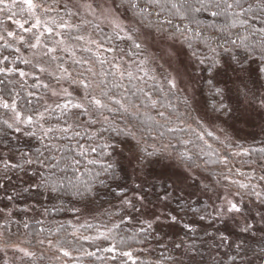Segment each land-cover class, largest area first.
<instances>
[{
  "label": "rangeland",
  "instance_id": "1",
  "mask_svg": "<svg viewBox=\"0 0 264 264\" xmlns=\"http://www.w3.org/2000/svg\"><path fill=\"white\" fill-rule=\"evenodd\" d=\"M7 2L9 3V0H7ZM82 4L94 5L95 9L84 8L81 6ZM115 5L121 4L118 0H49V3L44 5L47 7V12L45 13L42 8L37 11L36 15L40 16L42 21H55V25L49 23V26L54 27L55 32H61V35L54 36L55 39H65L66 45L70 49L75 48L77 45L81 46L79 41H76V43L72 45L71 39H68V34H70L69 31L62 32L58 27L61 22L67 21L71 26V30L76 31V35H83L86 39L95 40L98 44L102 45V48L97 51L95 44L90 45L85 43L83 47H90L92 49L91 52L87 53H97L101 58L106 59L111 64L114 62L113 58L115 57V62H117L118 67L122 70H130L134 74H137L134 75V78L135 76H139L141 79L137 80H140L144 87H148L153 83L159 85L162 83V76L167 75L170 71L176 70L180 72L181 88L177 92V98H173L174 101L171 105H168L167 108L158 105V110L164 111L166 114L169 109L172 110L173 123L171 126L176 128V130H180V127L183 126L181 122L188 120L189 117L187 113L191 112L192 116L201 118L203 129L211 131L213 137L224 140L225 145H227V147H225V145L218 143L217 139L207 136L200 126L193 123L192 127L196 128L197 132L204 134L205 138L201 141L197 139L195 133L183 132L184 134L181 137L182 145L180 144L182 149L186 150L190 156H196L195 158H197V154L199 153L194 166L191 168L188 167V164L181 165L178 159H172L163 162L157 161L149 169L144 171L138 170L136 160L132 158L127 147L123 144L127 138L124 136L117 137L112 131L113 126L121 128L130 126L129 121L131 119L124 114L113 112L116 114V117H108V121H111V124H109L108 121H104L103 116H96L95 121L98 122L90 124H88V122H83V124L81 123V128L91 126V132L105 129L108 132L107 134H111V138L106 134L107 136L105 137L104 144L116 145L115 149L112 148V151L115 152L112 156L118 161L122 169L126 187L129 192L113 210L115 211L114 213L121 215L119 213L120 211L122 213L121 217H123L124 221L133 229L138 231H140L141 227L146 229L147 234L151 237V245L144 249L146 250L145 252H140L144 259L154 258L155 261H159L161 264H200L199 260L203 262L205 260L204 264H217L216 256L222 257L224 248L228 247L227 243L231 244V242L235 240V237L249 239L251 242L256 238V240H258L257 242H259L262 233L264 234V231L258 230L248 233L241 231L246 220L249 223H254L256 229L261 227L260 215L262 211L257 208V206L253 205V200L256 201L264 196V110L257 111L250 109L242 97L239 99L237 98L236 88H239L240 85L237 83L233 86L231 80H235L237 75L240 74H233L231 70H229L227 77H231V80H227V83L232 91L228 94V99L225 100V103L231 104L233 107H238L240 115L234 114L232 118H229L221 113L213 112V107L218 104L220 97L214 96L213 91L209 89L207 78L210 73L200 70L201 68H206L207 65H198L192 60V52L187 49L183 38L179 36L177 38L175 48L180 52V55L177 56L172 53L171 49L156 39V37L159 36L158 32L149 36V29L144 25L139 29V36L135 37L134 35L137 42L142 45L141 49H136L133 47L132 41L117 39L116 29L113 28L110 20L114 17L121 27L128 30L137 28L139 21L125 7L122 5L116 7ZM0 7H2V5H0ZM19 7L23 6L21 5ZM19 7H14L13 10L17 12L16 16H20V18L14 16V20H12L13 24L11 23L12 25L9 27L5 26L4 30L8 29L19 32L15 23L16 20L23 23L24 20L27 19L29 23L25 24V27L30 26V24L34 22L33 18L26 11L20 13ZM0 13L5 14L8 13V11H0ZM43 26L42 23L41 29ZM94 29L104 30L105 32H109V34H113V41L117 40L120 43L118 49L111 52L103 51V48L110 47H105L103 42L97 38ZM4 34L6 35V32ZM20 34L27 36L25 33ZM119 34L121 36H126L128 33L120 32ZM6 41L7 38L3 40L4 43H6ZM7 42L10 43L9 41ZM13 43V48H20V51H15L16 54L13 57L14 61L32 59L33 62L36 63L38 60L43 61L48 59L47 57L40 56V52L46 51V49H38L34 52L32 49L24 50L22 46L15 43V40H13ZM169 43L171 42L169 41ZM73 51L74 57L65 53H60L64 58V66L67 67L70 72L74 70L72 66V64H75L72 63L73 59L82 60L81 57H84L82 55L83 50L82 52ZM136 54L142 57H137L140 68L137 67V61L135 62L136 68L130 63L132 60L136 59L134 58ZM212 55L213 54L209 55V57ZM83 59H85V57ZM141 61H144V63L141 64ZM59 63L60 61L58 60L51 62L50 65L43 66L48 69V72L56 76L67 75L68 73L63 74L57 68V64ZM77 65H79L80 68L77 67V72H75L76 75L79 72H84V76L88 80L93 78L92 73L85 72L84 70L87 67H94L93 65H95V62L92 64ZM248 65H250V78L246 81L247 86L253 91L264 93L260 80H257L255 72L257 69L256 64L249 63ZM13 67L14 69L28 72V76L23 78L26 84L31 86L48 85L46 88L48 91L47 98L44 101L43 110L41 111L44 113L45 118L48 116L47 118L49 119L54 115L62 114L64 111L70 110L72 112L74 110L71 109V106H68L67 109H63L54 105L55 103L58 104L60 101L64 102L61 98L67 95L63 91L65 87L62 85L63 83H61V80L57 83L48 73H40L36 69H32L31 66L23 63L17 68L15 66ZM93 70H95V68ZM16 75L20 77L18 72ZM117 75L119 76V72H117ZM243 75L247 76L249 74ZM37 76L39 80H33L34 77ZM150 77H155V79L153 80ZM127 78L125 74L123 79ZM217 79L225 80L226 77H217ZM218 86L224 87V84L221 83ZM67 89L69 94L76 92L75 94H77V97L80 96V98L82 92H84V89H79V86L76 88L75 92L69 90V87ZM53 91L57 94L53 95ZM163 96L166 97L165 94H163ZM184 99L188 100V105L182 103ZM74 101L77 103L82 102L81 99H76ZM45 108H47L48 111H45ZM145 111L141 110V113L143 114ZM151 111H153V115H155V110L152 109ZM86 118L93 120V117L89 115H86ZM157 119H159V117H157ZM132 123L136 125L133 121ZM160 125L168 129V124L163 121ZM33 128L35 130L39 129L38 126H34ZM151 136L154 135L152 134ZM156 136L159 137V135ZM169 140V138H158L153 142L150 137L142 146L151 151L154 147H164L169 143L172 144ZM185 141L190 142L185 144ZM208 145H211V147ZM121 151H123V155H121ZM165 151L172 152L169 148H165ZM207 152H209V158L212 159V163L214 164L211 168L206 166L207 169H200L199 166L201 164H199V160L202 156L206 155ZM237 152L241 154L236 155L235 153ZM245 152H247V155L244 154ZM108 155L109 154H106V156ZM173 155L175 154L173 153ZM225 156L227 157L226 166L225 164L219 163V160ZM215 163H217L216 167H214ZM207 171H209V173H207ZM224 176H227L228 179H224ZM240 184L248 185V187L241 189L239 187ZM169 185H172V187H169ZM205 185L207 186V191L204 190ZM166 192L171 193V196L167 200L159 199V197L165 195ZM257 192L260 193L259 197L255 195ZM248 198H251L249 200L250 203H248V205H243L241 200L248 201ZM229 199L239 204L242 208V213L232 214L230 217L226 211L227 200ZM124 200H132L138 207H141L142 204V211H131L130 208L124 205ZM201 203L204 205L202 210L199 208ZM188 209H196V212L188 211ZM107 211L108 208H101L96 212L95 210L94 212L90 210H81L79 211V217L76 219L75 225H79L80 221L84 222V224L91 223L101 218V214ZM110 212L112 213L113 211ZM218 212L223 214V218H216ZM9 213L11 214L10 211L7 213L0 212V217L5 218ZM162 214L176 215L178 218L182 217L183 221L186 220V224L194 229V233L198 232L199 236H194V239H192L191 236L188 237L184 231L182 232V223H180L179 220L172 227H169L166 222L159 227L153 225V229L151 230L147 229L146 223H141L154 216L162 217ZM201 215L205 216L203 221L200 220ZM3 221L4 219H2V222ZM201 234H204V236H201ZM82 235L84 234L76 232L75 237L78 239V237ZM221 237H224L223 241ZM78 240L83 241L82 239ZM102 240L103 239L97 240L100 242L96 241L100 247L102 245ZM237 243L231 247L237 249V252H233L231 256H223L219 264H264V261L253 256L251 250H248L247 253L242 247L238 249L236 247ZM177 244L183 246L178 248L176 247ZM134 252L133 250V253ZM0 253L3 257L6 256L5 259L12 264L21 257H14V254H19V252L13 247H9L8 251L5 252V249L1 246ZM115 255H117V253H115ZM66 263L67 262L64 260L62 264Z\"/></svg>",
  "mask_w": 264,
  "mask_h": 264
},
{
  "label": "trees",
  "instance_id": "2",
  "mask_svg": "<svg viewBox=\"0 0 264 264\" xmlns=\"http://www.w3.org/2000/svg\"><path fill=\"white\" fill-rule=\"evenodd\" d=\"M118 1L140 22L137 10L130 8L126 3V0ZM11 2L12 0H9V4H11ZM41 2L43 5H46L49 3V0H41ZM244 2L247 4L249 0H244ZM139 3L142 4L143 0H139ZM150 11H152V9H150ZM155 11H159V9H156ZM8 13H0V35L5 36V39L7 37L4 34L6 32L4 28L5 26H11L13 24L12 20H14V17L9 19V17L12 16V13ZM16 17L20 18V16ZM198 18L202 21L201 26H197L195 23H189L188 21H181L179 18L170 16L167 11H164L161 13L159 20L165 21L163 27L169 29V31H176V29L179 28V30L188 37L187 40L181 37L183 38L187 49L190 52L195 50L202 55L207 54L209 56L213 54L209 49L217 47L219 43H223L226 35L231 36L232 38H236L237 33L247 35L244 29L239 26L232 28L230 31L227 30L225 26L227 23H230V21H226L223 16L213 18L208 13L202 12L198 15ZM148 19L156 21L158 18L153 14ZM168 19L172 20V24L166 23ZM147 23V21L143 22L146 27ZM208 25H213V27H208ZM261 26L264 25H257V27ZM220 28H225V32H220L218 30ZM94 31L97 38L103 42L105 47H110L114 50L118 49L120 43L117 40L113 41V34H109V32H105L104 30L94 29ZM69 33V37L76 35V31L74 30L69 31ZM197 33L200 34L197 35ZM205 37H208V39L205 40ZM251 39H258V37H250V40ZM70 41L72 45L76 43V40L74 39H71ZM9 42L14 46L13 40ZM4 44L3 40L0 41V59L4 56H8L9 60H14L13 57L16 52L12 48L5 47ZM189 44L192 45L191 49L188 47ZM23 49L25 50L27 48L23 47ZM72 49L82 52L80 45H77ZM234 50L238 51L240 55H244L243 49ZM82 55L85 57V59H83L84 57H81L82 60L95 62L93 69L95 68L94 71L96 73H101L104 70H107L108 72L114 71V69L110 67L111 63L106 59L101 58L97 53L93 55V53L90 54L83 51ZM96 56H99L101 60L104 59L105 63L101 65L97 62ZM138 56L141 57V55L136 54V57L134 58L137 59ZM136 59L130 62L134 68H136V61L139 65V60ZM260 61L261 55L257 52L253 54V57L248 60L247 64L255 63L258 68L261 66ZM8 66L12 68L15 66L17 68L21 66V61L18 60L15 64H9ZM72 66L74 70H72L70 74L72 77H75V72H77L76 69L77 67L80 68V66L77 64H72ZM0 67H3V65H0ZM117 77L119 76L117 75ZM101 78L109 83L113 80L112 76L106 74L103 77L99 75L96 76L95 80L99 81ZM0 79L4 80V84H0V92H3L5 86H7L8 91L15 96L18 110H20L22 114L27 113L35 117L43 110V104L48 94V91L44 86L28 85L23 81V78L17 77V75L9 77L0 76ZM93 79L94 78L91 80ZM259 80L264 89V76ZM119 82L122 84V87L114 89L113 91L117 93H124L127 91L129 98L138 104L140 100L143 99V94L138 92L139 87H143L154 99L158 100V105L161 106L162 103V105L165 106L164 108H167L168 105H171L174 101V99H172L170 103L169 99L163 96L164 93L159 90L160 88L157 83L144 87L141 81L135 78L132 80H129L128 78L121 79ZM61 83H63L62 85L65 88L69 87V90L73 92H75L78 87L75 84H69V82L65 80H61ZM80 88L82 87H79V89ZM93 88L95 89L94 94H98L99 88H96L95 84H93ZM75 93L67 94L62 97L61 99H63L64 102L60 101L58 104H67L68 106H71V104L77 103L74 100H82L84 92H82L81 98L80 96L77 97V94ZM132 93H137V95L133 96ZM58 104L55 103L54 105ZM150 109L151 108H142L141 110H146L149 115H153V111ZM74 113V110L72 112L67 110L62 112V114L54 115L49 119L47 116L45 120L40 121L37 125L30 126L28 131L35 132V136H28L23 130L19 133L10 131L5 128L3 123H0V169L3 168L4 161L19 165V167L13 171L8 172L7 178L0 180V182L6 185L5 188H0V212H11V214L5 218L0 217V247L2 246L5 249V252L8 251L9 247H13L15 250L19 248L35 253L32 259L29 260L23 256L22 251L17 250L19 254H14V257H21L14 264H62L64 260L67 262L66 264H161L159 261H155L154 258H148L146 260L142 255V253L146 251L144 249L151 245V237L147 232H140L133 229L126 222H123L124 219L123 221L121 220L122 213L120 211L119 213L121 215L114 213L115 211L113 209L117 207V204L121 203L129 192L126 187L122 169L118 161L112 156L115 152L112 151V148L107 147L104 144L105 137L108 135V137L111 138V134H107L108 132L105 129H99L98 131L94 130L91 132V126L81 128V123L88 122V124H90V119H87L86 115L76 116ZM105 115L111 118L116 117V114L113 112H106ZM6 118L7 117L3 114V109H0V121ZM129 118L131 119V117ZM144 121V123H141L140 116H137L133 122L136 123L138 128L145 129V136L150 138L152 134L156 136L159 135V132H163L164 136L162 139L169 138V141L172 142V144H170L173 147L169 150L174 154L183 153L185 156H189L188 152L182 149L181 146V137L184 134L182 131L177 129L175 132H169L162 125L159 127H150L152 122L148 121L146 117H144ZM41 124H43L45 128L50 126L63 128L71 125L72 131H70L69 135L73 138L71 140L66 138L57 139L56 137L60 136L61 133L56 132L50 133L45 139L40 127ZM34 126H38L39 129L35 130L33 128ZM153 127H155L154 131L152 130ZM76 133H79V135H76ZM45 144L49 145L51 150L45 148ZM80 146H83V148L87 150V155L76 157L81 160V163L77 166V170L73 171L71 168H68L61 171L60 168L49 167V165H55V160H48L46 159L47 157L54 156L56 159H61L62 157H67L69 155L75 156V152L80 151ZM91 148H95V152L90 151ZM37 149L44 153V155L40 157L41 160L45 161L44 164L36 162V157L39 155ZM208 153L209 152L202 156L201 159L199 156V164H201L199 166L200 169H207L206 166L208 168L213 166L214 163H212V159L209 158L210 155ZM106 154L109 155L106 156ZM198 155L199 153L197 154V158ZM195 157L196 156L192 157L193 161L197 159ZM29 158L33 160L31 165L25 163ZM89 160L94 162L89 163ZM178 160L181 165L189 164V161ZM109 163L113 164L114 169L107 168ZM216 164L217 163H215L214 167L217 166ZM192 166H194V164ZM62 167L63 163H61V168ZM207 173H209V171H207ZM3 175V172L0 171V177ZM42 179L48 181L46 186L47 190L42 188L37 192L35 186L41 184ZM101 179L105 181V184L107 185L106 187L99 183ZM61 185L63 186L61 187ZM89 188L92 190L91 195L85 194L82 196L79 194L81 192L86 193ZM8 197H12V199H9ZM250 199L251 198H248V201L241 200L242 204L248 205ZM253 201H251L254 203L253 205L257 206V208L262 211V214H264V196ZM203 207L204 205L201 203L199 208L202 210ZM101 208H108L107 212L101 214V218L85 224L80 221L79 225H75L76 219L79 217V211L90 210L91 212H94L95 210L96 212ZM110 211L113 212L111 213ZM2 219H4L3 222ZM184 224H186V220L182 223V232L184 231L188 237L191 236L192 239H194V236H199L198 232L194 233V231H187V229L184 228ZM25 225H27V227H25ZM114 225H119V227H114ZM109 229H111L110 232L108 231ZM73 232H75V234L76 232H79L80 234L90 237L104 233L105 235H108L109 239L102 240V245L100 247L96 241L89 243L78 240L72 235ZM201 236H204V234H201ZM41 239L46 241L45 244L41 245L37 243V241ZM57 240L61 241L64 250L71 253L73 257L72 259L63 257L58 251H56ZM48 241L52 242V246L49 245ZM257 241L256 238L251 242L249 239L235 237V240L232 241L231 244L227 243L228 247L224 248L223 256H231L233 252H237V249L231 248L237 242V245H240V247L245 249L247 253L248 250H251L255 258L257 257V254L264 255V253H262V249H264L263 233L261 238H259V242ZM5 242H7V246H5ZM113 245H116L117 248L115 259L112 258L114 255L113 253L104 250ZM81 248L87 249L89 252H94L95 256L89 257L82 255L79 251ZM133 250L135 251L134 253ZM121 251L131 252L132 258L129 259L128 257L121 256L119 254ZM140 252L142 253L140 254ZM223 256H216L217 264L221 262L220 260L223 259ZM76 257H79V259H76ZM5 258L6 256L3 257L0 253V264H12ZM199 263L204 264L205 260L204 262L199 260Z\"/></svg>",
  "mask_w": 264,
  "mask_h": 264
},
{
  "label": "snow or ice",
  "instance_id": "3",
  "mask_svg": "<svg viewBox=\"0 0 264 264\" xmlns=\"http://www.w3.org/2000/svg\"><path fill=\"white\" fill-rule=\"evenodd\" d=\"M127 5L137 10V15L140 17V22H138V27L135 29H125L124 27H121L119 22L113 17L110 20V23H112L113 28L116 29L117 33V39H127L132 41L133 47L136 49H141L142 45L141 43L137 42V39L134 38L139 36V29L140 27H143L144 21H147V27L149 29V36L154 35V33H159V36L156 37L162 44L166 45L169 49H171L172 53L179 56L180 52L175 48V44L177 41L178 36L183 37L185 40L188 39V37L185 36L183 32L179 30V28L176 29V31H169V29L163 27V24L165 21H160L159 17L162 12L167 11L170 16H174L179 18L181 21H188L189 23H195L197 26L202 25V21L198 18V15L202 12L208 13L213 18H219L223 16L226 21H230V23L226 24V29L231 30L232 28H236L239 26L240 28L244 29V31L247 33V35H242L237 33L236 38H232L231 36L226 35L224 42L219 43L217 47L210 48L209 51L213 53L211 57H209L207 54H201L195 50H192V60L197 63L198 65H207L206 68H201V71H206L210 73V75L207 78L209 89L210 91H213L214 96L220 97V100L218 101V104L213 107V112L221 113L224 116H227L229 118H232L234 114L240 115L239 108L233 107L231 104L225 103V100L228 99V94L232 91L228 87L227 80H231V77H227V73L229 70L233 74H240L237 75L235 80H231V83L233 86H235L237 83H239L240 87L236 88V95L239 99L240 97L243 98V100L247 103L248 108L253 110H264V93H258L256 91H253L251 88L247 86L246 81L250 78V65L247 64L248 60L253 57L254 53L259 52L261 55V61L260 65L256 70V76L257 80H259L262 76H264V26L257 27V25H264V0H249L247 4H245L244 0H143V3L140 4L139 0H126ZM0 11H8L12 13V16L9 17V19H12V17L17 15V12L14 11V7H19V12L24 13L25 11L33 18L34 22L30 24V26L25 27V24H28L29 21L27 19L24 20L23 23H21L19 20H16L15 23L17 25V28L19 29V32H14L13 30L6 29V37L7 41L15 40V43L17 45H20L27 49L38 50V49H46V51H41L40 56L41 57H47V60L40 61L38 60L36 63L33 62L32 59H22L21 63L25 65L31 66L32 69H36L40 73H48L49 76H52L53 79L57 81V83L60 82V80L68 81L69 84H75L79 87H82L84 89V96L82 97L83 102L73 103L71 104V109L76 110L75 115H89L93 117V120H90L89 123L98 122L95 121L96 116H103L104 121H108V116L105 115L106 112H118L121 114H124L128 117H131V120L129 121L130 126L129 127H112V131L116 134L117 137L124 136L127 139L123 142V144L127 147L129 154L132 156L133 159L136 160L138 170L144 171L146 169H149L153 164H155L157 161L163 162L166 160H172V159H180V160H186L189 161L188 167L191 168L192 165L195 163L193 161L192 156H185L183 153H176L173 155L172 152H166L165 148H172L173 146L169 143L168 145H165L164 147H154L151 151H149L146 147H143L142 145L146 143L148 137L144 135L145 129L144 128H138L135 124L132 123L137 116H140L141 123H144V117L147 118L148 121H151L152 124L150 127L155 126L159 127L161 122L168 124V131L169 132H175L176 128L172 127V110L169 109L168 113L166 114L164 111L158 110V100L154 99L150 93L145 91L143 87L138 88V92L143 94V99L140 100L139 104L133 101L129 98L127 91L124 93H117L114 92V89H119L122 87V84L119 82L125 74L127 75L129 80H132L134 78V73L130 70H122L120 67H118L117 62H115V57L113 58V63L110 65L114 71L108 72L107 70L102 71L101 73H96L93 70V67H87L85 68V72L92 73L93 80H88L84 76V72L77 73L76 77H72L70 74V70L64 66V58L60 55V53H65L69 56L74 57V51L70 49L66 45L65 39H55L54 36L61 35V32H55L54 27L49 26V23L55 25V21H42V18L40 16H37L36 13L40 9L43 8L44 12H47V7H45L41 0H12L11 4L7 2V0H0ZM84 8L88 9H95L94 5L91 4H82L81 5ZM116 7H120L121 5H115ZM152 9V11H150ZM156 9H159V11H155ZM153 14L156 15L158 18L156 21H151L148 18L151 17ZM43 23V28L41 29V25ZM167 24H172V20L168 19L166 21ZM58 27L61 29L62 32L64 31H70L71 26L67 23V21L61 22ZM208 27H213V25H208ZM78 30V29H77ZM220 32L224 33L225 28L218 29ZM120 32H127L128 34L126 36H121ZM25 33L26 35L20 34ZM200 33H197L199 35ZM250 37H258V39H251ZM68 39H74L76 41H79L81 43V49L85 52H91L92 49L90 47H83L85 43L88 44H95L97 51H99L102 48V45L98 44L95 40H88L83 35H75L68 37ZM208 37H205V40H207ZM0 40H5V36L0 35ZM4 44L5 47L13 48V45L8 43ZM169 41L171 43H169ZM239 41V43H238ZM188 47L191 49L192 45L189 44ZM234 49H243L244 55H240L238 51H235ZM14 51H20V48L16 47L13 48ZM222 50V51H221ZM103 51L105 52H111L114 51L112 48H103ZM93 55H95L93 53ZM60 61L61 63L57 64V68L62 73H68L67 75L62 76H56L51 72H48V69L44 67L43 65H50L51 62ZM96 61L99 62L101 65L105 63L104 60H101L99 56H96ZM16 61L9 60L8 56H4L2 59H0V65H3V67H0V76L3 77H9V76H15L18 72L19 76L21 78H24L28 76V72L14 69L12 67H9V64H15ZM72 63L75 64H91L92 61L89 60H77L73 59ZM144 61H141V64H143ZM247 65V66H246ZM238 66V67H237ZM140 68V65L137 66ZM143 70V69H141ZM117 72H119V77H117ZM110 75L113 77V80L109 83L105 79L101 78L99 81L95 80L96 76L103 77L104 75ZM243 74H249V75H243ZM217 77H226L225 80H218ZM136 79H141L139 76H135ZM151 79H155V77H150ZM34 79L39 80V77H34ZM11 82V81H9ZM223 83L224 87H219L218 85ZM0 84H4V80L0 79ZM93 84H95L96 88H99V93L94 94L95 89L93 88ZM36 86V85H34ZM45 88L48 87L47 84L44 85ZM160 88V91L163 92L166 96V98L169 99V102L171 103V100L173 98H177V92L180 90V72L173 70L167 73V75L162 76V83L158 85ZM65 94L68 93V89H63ZM57 93L53 91V95H56ZM133 96L137 95V93H132ZM185 105H188V100L184 99L182 101ZM162 107H165L162 105ZM57 107L67 109L68 105H57ZM148 109L151 108L155 110V115H149L147 111L141 113V109ZM0 109H3V114L7 117L6 119L0 121V123H3L5 128H7L10 131L14 132H21L22 130L25 131V134L28 136H35V132L28 131V128L32 125L40 123V121L45 120V116L43 112L38 113L35 117L31 114L24 113L20 110H18V105L15 99V96L8 91L7 86H5V89L3 92H0ZM45 111H48L47 108H45ZM67 114V113H65ZM183 115V114H181ZM189 119L182 121L181 123L183 126L180 127V131L182 132H191L195 133L197 139L203 141L206 134L209 137H213V133L211 131H207L206 129H203V125L201 123V118H197L192 116L191 112L187 113ZM159 117V119H157ZM11 121V122H9ZM109 124H111V121H108ZM195 123L196 125L200 126L203 130L204 134H201L200 132H197L196 128L192 127V124ZM43 136L46 139L50 133H61L60 136H57V139L66 138L71 140L73 137L69 135L70 131H72V126L68 125L63 128H57V127H47L45 128L43 124L40 125ZM155 127L152 128V130H155ZM76 135H79V133H76ZM150 135V133H149ZM164 133L159 132V137L157 136H151V139L153 142H155L158 138H163ZM214 139L218 140V143L221 145H225L224 140H219L217 137H213ZM227 139V137H226ZM134 142V143H131ZM190 141H185V144L189 143ZM107 147L115 149V144H108ZM211 147V145H208ZM45 148L50 149V146L45 144ZM227 147V145H225ZM63 150V149H60ZM95 148H91L90 151L95 152ZM75 151V150H72ZM37 152L39 155L36 157V162L39 164H44L45 161L41 160L40 157L44 155L43 152H41L39 149H37ZM111 154V153H110ZM236 155H240L241 153L237 152ZM247 155V152L244 153ZM87 155V150L83 148V146H80V151L75 152V156L69 155L67 157H62L61 159H56L54 156H49L46 159L48 160H55V165H49V167H57L60 168L61 171L71 168L73 171L77 170V166L81 163V160L77 159L76 157H83ZM121 155H123V151H121ZM155 158V159H152ZM89 163H93L94 161L89 160ZM26 164L31 165L33 163V160L29 158L25 161ZM61 163H63V167L61 168ZM219 163L227 165V157H222L219 160ZM198 166V165H197ZM19 167L17 164L9 163L8 161L3 162V168L0 169V171L3 172V176L0 177V180H3L7 178V174L10 171H13ZM108 169H114L113 164L109 163L107 166ZM107 171V169H106ZM224 179H228L227 176H224ZM101 185L107 186L105 184V181L101 179L99 181ZM219 183V181H218ZM48 184L47 180L42 179L41 184H38L35 186L37 192H39L42 188L46 189V186ZM63 185H61L62 187ZM6 185L2 182H0V188H5ZM169 187H172V185H169ZM239 187L241 189H245L248 187V185L240 184ZM30 190V189H26ZM47 190V189H46ZM204 190L207 191V186H204ZM80 195H91L92 190L89 188L86 193L81 192ZM257 197L260 196V193H255ZM171 196V193L166 192L165 195H162L159 197L161 200H167ZM9 199H12V197H8ZM124 205L131 209L133 212H141L142 211V204L141 207H138L137 204L132 200H124ZM188 211L196 212V209H188ZM227 213L232 216V214H240L242 213V208L239 206L238 203H234L232 200H227ZM10 215V213H9ZM163 217V218H162ZM161 216H154L151 219H146L145 221L141 222L142 224H147V229L151 230L153 229V225H156L157 227L163 225L164 223H168L169 227L174 226L178 220L180 223H183L182 217H177L176 215H165L162 214ZM216 218L220 219L223 218V214L221 212H218L216 214ZM205 219L204 215L200 216V220L203 221ZM121 220L123 221V217H121ZM126 222V221H123ZM260 222L261 227L259 229H256V226L254 223H249L247 220L245 221L244 226L241 228L242 232L248 233L252 232L254 230L258 231H264V214L260 216ZM27 227V225H25ZM114 227H119V225H114ZM184 228L187 229V231H194L192 227H190L188 224H184ZM109 232L111 229L108 230ZM146 229L144 227H141L140 232H145ZM73 236H75V232L72 233ZM78 239H82L85 242H94L97 240H108V235H105L104 233H100L97 236H87L82 235L81 237H78ZM221 240H224V237H221ZM45 240L41 239L38 240L37 243L43 245L45 244ZM49 245L52 246V242L48 241ZM5 246H7V242H5ZM183 245L177 244L176 247H182ZM63 244L60 240L56 241V251L59 252V254L63 257H67L69 259H72V255L69 251L63 250ZM238 249L240 248V245L236 246ZM18 251L23 252V256L28 258L29 260L32 259V257L35 255V253L24 250V249H16ZM105 251L109 253H113V259H115V253L117 252L116 245H113L111 247H108L104 249ZM82 255L86 256H95L94 252H89L87 249L81 248L79 249ZM262 253H264V249H262ZM121 256L128 257L129 259L132 258L131 252L128 251H121L119 253ZM59 258V257H57ZM76 259H79V257H76ZM257 259H261L264 261V255L257 254Z\"/></svg>",
  "mask_w": 264,
  "mask_h": 264
}]
</instances>
